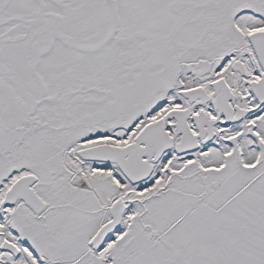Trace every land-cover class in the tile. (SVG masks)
<instances>
[{
    "label": "snow or ice",
    "instance_id": "6c2138e0",
    "mask_svg": "<svg viewBox=\"0 0 264 264\" xmlns=\"http://www.w3.org/2000/svg\"><path fill=\"white\" fill-rule=\"evenodd\" d=\"M0 264H264V0H0Z\"/></svg>",
    "mask_w": 264,
    "mask_h": 264
}]
</instances>
